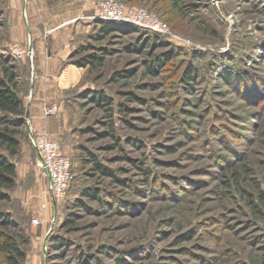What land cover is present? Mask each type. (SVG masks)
Masks as SVG:
<instances>
[{
	"label": "rangeland",
	"instance_id": "374dc122",
	"mask_svg": "<svg viewBox=\"0 0 264 264\" xmlns=\"http://www.w3.org/2000/svg\"><path fill=\"white\" fill-rule=\"evenodd\" d=\"M98 1L0 0V60L16 66L24 99L38 74L36 34L47 42L65 21L69 56L79 44L107 52L57 103L49 136L73 175L63 199L50 195L22 128L0 210L23 230V264H264V0H119L161 31L99 18ZM100 21L121 29L101 35ZM92 90L110 104L98 107ZM89 187L100 200L81 196ZM53 238L66 245L53 249Z\"/></svg>",
	"mask_w": 264,
	"mask_h": 264
},
{
	"label": "trees",
	"instance_id": "16d2710c",
	"mask_svg": "<svg viewBox=\"0 0 264 264\" xmlns=\"http://www.w3.org/2000/svg\"><path fill=\"white\" fill-rule=\"evenodd\" d=\"M98 23V30L101 35H108L112 31L121 29L113 21H100ZM126 26L132 27L128 24ZM141 45L143 48L151 46L147 43V40L142 41ZM106 53L104 48L79 44L69 56V63L80 68H99L103 65L104 54ZM9 60L6 57L0 60V202L10 199V191L16 185L17 168L15 159L20 151V135L23 126L24 130L26 129L24 97L27 93L19 89V74L16 66ZM159 60V57H156L155 65L160 63ZM147 71L151 74L156 73L152 64L147 66ZM223 77L230 83L232 74L229 72L224 73ZM191 79H193V71L189 67L184 72L182 81L188 84V80ZM89 94L90 100L95 102L98 107L110 104L108 97L101 90H92ZM132 98V94H130L128 99ZM119 110L121 111L122 108H119ZM25 133L27 134L26 130ZM31 148L33 149L32 145ZM87 154L89 156L87 160L93 164L92 169L94 171H98L102 175L113 176L112 171L101 165L91 152H87ZM135 166L140 170H144L138 163H135ZM144 172H147V170H144ZM81 196L90 200H100L98 189L93 187L83 189ZM78 202L79 204L83 203L81 198L77 199V204ZM73 222V219L66 218L64 225ZM25 243L23 230L19 228L11 214L0 210V264H23L26 259ZM52 245L53 249H60L63 245H66V242L59 238H53ZM101 252H104V248Z\"/></svg>",
	"mask_w": 264,
	"mask_h": 264
},
{
	"label": "crops",
	"instance_id": "0c3cea01",
	"mask_svg": "<svg viewBox=\"0 0 264 264\" xmlns=\"http://www.w3.org/2000/svg\"><path fill=\"white\" fill-rule=\"evenodd\" d=\"M57 15L59 18L63 17V20L67 17L65 13ZM67 25L69 24L64 21L55 26L52 32L56 37L50 38L47 42L40 33L36 34L38 74L30 80V87L33 90L32 97L28 95L29 97L24 99L27 135L29 127L34 130L44 129L54 134L53 120L58 114L53 117H44L43 109L57 105L64 98L66 89L77 85L82 79L84 69L68 63L71 37L66 32ZM44 179L47 181V189L50 190L49 179Z\"/></svg>",
	"mask_w": 264,
	"mask_h": 264
},
{
	"label": "built area",
	"instance_id": "2783aa9c",
	"mask_svg": "<svg viewBox=\"0 0 264 264\" xmlns=\"http://www.w3.org/2000/svg\"><path fill=\"white\" fill-rule=\"evenodd\" d=\"M96 7L99 18L130 22L150 31L162 30L157 18L144 8H127L119 0H99ZM16 51L14 53H17ZM25 51L31 53V49L27 48L19 49L17 54L21 56ZM57 112L58 106L54 104L43 109V116H55ZM28 133L36 154L35 167L42 177L49 179V192L52 198L56 201L63 199L73 178L69 158L62 152L59 144L50 138L46 130H34L29 127ZM42 207L45 208V205L42 204ZM32 222L38 224L39 220L33 219Z\"/></svg>",
	"mask_w": 264,
	"mask_h": 264
}]
</instances>
